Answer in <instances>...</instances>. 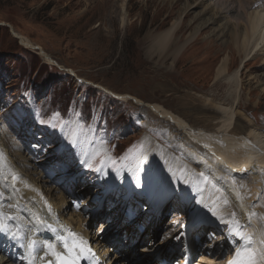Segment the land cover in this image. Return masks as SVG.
Wrapping results in <instances>:
<instances>
[{
	"label": "rangeland",
	"instance_id": "obj_1",
	"mask_svg": "<svg viewBox=\"0 0 264 264\" xmlns=\"http://www.w3.org/2000/svg\"><path fill=\"white\" fill-rule=\"evenodd\" d=\"M120 2L0 0V22L6 24L0 25L2 173L10 175L11 165L7 163L12 161L11 168L17 166L19 176L26 180L31 176L48 178L44 189L48 198L56 193L52 191L54 186L58 188L55 182L59 183L66 217L80 214V227L93 240L112 236V242L106 239V244L110 258L117 261L136 264L145 259L137 255L139 250L146 249L142 255L150 252L149 256L161 260L160 264H176L182 225L188 233L185 245L189 262L199 259V264H224L237 244L225 232L224 225L190 226L198 224L186 220L196 201L192 198L184 204L177 194L169 198L168 194L160 195L162 208L154 215L145 193L159 171L157 160L150 157L148 166L153 170L132 191L126 190L131 178L128 169L137 170L138 157L144 153V123L156 132L157 138L152 137L161 140L159 150L170 144L159 128L167 130L171 124L147 115L144 106L161 104L192 125L202 126L198 115L183 107V97L196 94L224 98L228 84H217L214 79L217 65L227 54L230 72L241 67L243 88L238 107L244 116L238 117L239 123L245 125L248 121L264 133V56L254 55L240 66L242 50L212 35L213 24L199 29L174 58L165 56L167 53H149L153 39L174 21L180 20L171 39L178 45L183 43L197 27L192 14L181 15L182 1L178 0H126L128 18L122 25L113 13L119 11ZM260 5L264 7V0H260ZM9 26L40 45L57 65L47 62L36 50L24 47ZM99 87L128 94L139 99L141 105L131 98L119 99ZM96 144L103 146L104 151L86 161L85 152ZM174 146V155L182 157ZM22 158L35 164L33 169L19 166ZM62 174L67 178L62 180ZM110 179L118 184L108 190ZM263 182L253 203L264 212ZM4 193L0 189V195ZM8 202L0 197V205ZM224 205L233 207V202L229 199ZM230 218L234 224L241 223L236 213ZM127 240L135 244L129 250L122 248ZM152 246L155 250L163 247L162 252L168 255L162 258L159 251L151 254ZM9 252L12 256L4 255L3 260L20 264L21 251Z\"/></svg>",
	"mask_w": 264,
	"mask_h": 264
},
{
	"label": "bare ground",
	"instance_id": "obj_2",
	"mask_svg": "<svg viewBox=\"0 0 264 264\" xmlns=\"http://www.w3.org/2000/svg\"><path fill=\"white\" fill-rule=\"evenodd\" d=\"M120 1L119 13L116 12L117 10L113 13L119 16L123 25L128 18V12L126 0ZM170 1L173 3V0ZM178 1H182L181 15L184 13V15L192 14L197 27L189 33L183 43L178 45L171 37L173 31L179 26L180 20L174 21L170 28L153 39L149 46V53H157L158 56L167 53L165 56L174 58L182 47L198 33L199 29L205 25L213 24L212 35L221 38L223 43L228 42L237 50H242L240 66H244L245 62L254 55L264 56V7L263 5L258 6L260 0ZM0 24L4 23L0 22ZM11 31L26 48L35 49L46 61L56 63L40 45L16 32L12 26ZM240 72L241 67L230 72V55L227 54L217 65L214 79L217 84L218 82L228 84L229 88L224 98L216 99L212 97L213 95L196 94L195 97L197 98L193 97L194 95L183 97V107L196 113L199 121H202V126L199 124L192 125L180 114L168 110L161 104L147 103L145 106L143 105L148 110L147 115L154 117V119L158 117L160 120L171 124L167 130L162 127L159 128L165 132L170 144L159 150L158 144H161V140H155L152 136L157 138L156 132L151 130L152 127H147V122L144 123L146 125L144 126L146 132L143 133L142 137L145 144L144 153L138 157L140 159L138 169L132 167L128 169L129 172L131 171V179L127 190L130 191L136 186L138 187V184L149 176L148 174L154 168L148 166L150 157L156 159L158 163L156 167L163 173L156 171L158 173H155L154 184L150 188L147 187L149 191L147 199L157 196V200L163 193L164 195L179 194L178 199L182 203H187L193 198L196 201V206L186 219L187 223L196 222L198 224L189 225L203 228L224 225L225 232L228 235L231 234L237 243L230 254V258L224 264H230L232 261H235L236 264H246L247 252L256 254L257 264H264V212L260 207L255 208L256 205L253 203L258 197L264 180V133L261 132L262 130L259 131L251 126L248 121L245 125L239 123L238 117L244 116L238 107L243 88ZM99 88L122 100L131 98L135 103L141 105L139 99L128 94H118L103 87ZM191 104H196V106L191 107ZM174 145H177V151L182 157L174 155L177 153ZM101 151H104V147L96 144L85 152V160L93 158L96 153ZM7 164L11 165L8 167L10 171L8 176L3 175V169L0 166L2 169L0 170V185L3 186L0 189L5 191L0 197L9 202L0 205V216L3 217L2 223L5 225L13 223L14 230L11 233L18 232L19 238L5 236V244L0 245V254L7 253L5 247L8 249L21 247L22 253L19 259L22 258V261L20 264H30V261L31 264H38L45 259L52 260L55 256L47 254L48 250L42 247V243H52L54 251L57 253L63 251L65 250L63 243L57 237L64 235L71 246L73 238L68 232L71 230L78 240L86 241L83 248H90L102 263L126 264L121 259L117 261L116 258H110L106 239L112 242V236L107 235L106 239L102 237L93 240L94 237L89 236L80 227V214H70L66 217L62 203L64 192L62 193L59 183L55 182L59 189L54 186L52 191L55 190L56 193L48 198L44 194V189H47L46 183L49 182L48 178L31 176L29 180H26V177L19 176L21 171L17 166L15 169L11 168L13 167L12 161ZM18 164L19 166L23 164L27 168L32 167L31 169L35 165L29 163L25 158H22ZM83 165H85L84 161ZM61 176L63 177L62 180L67 178L63 174ZM113 183L114 180L108 182L107 189H112ZM246 183L249 185L246 186ZM229 199L233 202V207L227 208L224 204ZM234 213L240 217L241 223L234 224L231 221L230 217ZM8 217H12V219H7ZM48 225L55 228L56 232L50 231ZM227 234L226 238L228 237ZM187 235L184 236L183 233L180 238L181 246L175 260L176 264H186L184 260L188 259V253L184 248ZM248 237L251 239L249 240ZM88 238L93 243L92 245ZM31 239L39 240L42 243L37 246L35 251L29 253L27 243ZM204 243L205 241H203ZM134 246L135 244L129 243L127 240L122 248L129 250ZM123 249L121 251H124ZM155 251H159L161 254L159 256L162 258L168 255V253L162 252L164 251L163 247L156 250L153 248L151 254H156ZM145 252H147L146 249L139 250L137 255H141L145 259L136 264L161 263V260L155 256H149L150 252L142 255ZM152 257L153 262L150 261ZM199 261V259H194L189 264H199ZM0 264H8L2 256H0Z\"/></svg>",
	"mask_w": 264,
	"mask_h": 264
},
{
	"label": "snow or ice",
	"instance_id": "obj_3",
	"mask_svg": "<svg viewBox=\"0 0 264 264\" xmlns=\"http://www.w3.org/2000/svg\"><path fill=\"white\" fill-rule=\"evenodd\" d=\"M7 219H12V217H8ZM2 220L3 217L0 216V230H4V228L6 227V225L2 223ZM48 228L50 231L56 232V229L53 228L51 225H48ZM68 232L69 235H71L73 238V242L71 246L69 245L68 240L64 235H60L57 237V239L63 243V246L67 252V256H61L59 253L55 252L54 245L52 243L50 242L42 243L41 241L36 239H31L28 241L27 248L29 250V253L35 251L37 246L41 245L42 243V247L48 250L47 254H51L56 257L57 264H80V260L86 258L84 255L85 251L90 252V250H86L83 248V245L86 243V241H83L82 239L78 240L75 236V233H72L71 230H68ZM12 235L13 238H19L18 232L13 233ZM248 239L250 240L251 237H248ZM246 256H247L246 264H257L256 254L254 252H247ZM230 264H236V262L232 261L230 262Z\"/></svg>",
	"mask_w": 264,
	"mask_h": 264
},
{
	"label": "water",
	"instance_id": "obj_4",
	"mask_svg": "<svg viewBox=\"0 0 264 264\" xmlns=\"http://www.w3.org/2000/svg\"><path fill=\"white\" fill-rule=\"evenodd\" d=\"M15 36V35H14Z\"/></svg>",
	"mask_w": 264,
	"mask_h": 264
}]
</instances>
